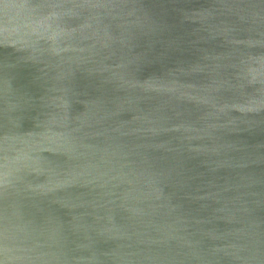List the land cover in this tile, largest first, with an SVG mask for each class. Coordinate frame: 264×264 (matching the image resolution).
I'll use <instances>...</instances> for the list:
<instances>
[{"label":"water","instance_id":"water-1","mask_svg":"<svg viewBox=\"0 0 264 264\" xmlns=\"http://www.w3.org/2000/svg\"><path fill=\"white\" fill-rule=\"evenodd\" d=\"M0 264H264V0H0Z\"/></svg>","mask_w":264,"mask_h":264}]
</instances>
